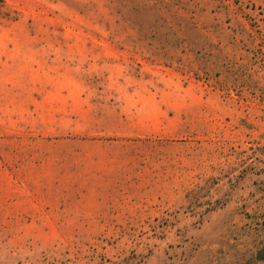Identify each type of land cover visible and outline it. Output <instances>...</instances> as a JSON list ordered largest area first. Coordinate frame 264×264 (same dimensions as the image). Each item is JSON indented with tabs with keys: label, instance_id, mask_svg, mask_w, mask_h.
<instances>
[{
	"label": "rangeland",
	"instance_id": "rangeland-1",
	"mask_svg": "<svg viewBox=\"0 0 264 264\" xmlns=\"http://www.w3.org/2000/svg\"><path fill=\"white\" fill-rule=\"evenodd\" d=\"M0 264H264V0H0Z\"/></svg>",
	"mask_w": 264,
	"mask_h": 264
}]
</instances>
